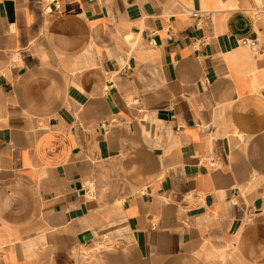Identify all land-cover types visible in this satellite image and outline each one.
Returning <instances> with one entry per match:
<instances>
[{
    "label": "crops",
    "instance_id": "obj_1",
    "mask_svg": "<svg viewBox=\"0 0 264 264\" xmlns=\"http://www.w3.org/2000/svg\"><path fill=\"white\" fill-rule=\"evenodd\" d=\"M0 264H264V0H0Z\"/></svg>",
    "mask_w": 264,
    "mask_h": 264
},
{
    "label": "built area",
    "instance_id": "obj_2",
    "mask_svg": "<svg viewBox=\"0 0 264 264\" xmlns=\"http://www.w3.org/2000/svg\"><path fill=\"white\" fill-rule=\"evenodd\" d=\"M241 44L242 45H245V46H248L249 48L257 51V44H256V42L248 41V40H243V41H241Z\"/></svg>",
    "mask_w": 264,
    "mask_h": 264
},
{
    "label": "bare ground",
    "instance_id": "obj_3",
    "mask_svg": "<svg viewBox=\"0 0 264 264\" xmlns=\"http://www.w3.org/2000/svg\"><path fill=\"white\" fill-rule=\"evenodd\" d=\"M244 260V259H243Z\"/></svg>",
    "mask_w": 264,
    "mask_h": 264
}]
</instances>
